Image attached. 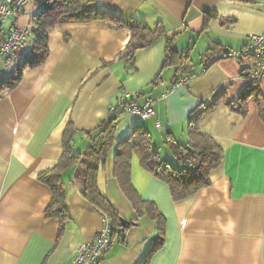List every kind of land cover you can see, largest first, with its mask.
<instances>
[{
  "label": "crops",
  "instance_id": "crops-1",
  "mask_svg": "<svg viewBox=\"0 0 264 264\" xmlns=\"http://www.w3.org/2000/svg\"><path fill=\"white\" fill-rule=\"evenodd\" d=\"M46 1L31 0L17 27L32 29ZM93 1L105 13L141 22L151 30L163 26L165 33L139 50L130 65L120 58L131 39L129 29L116 27L109 19L58 23L48 31L45 63L27 68L20 85L3 93L0 264H73L78 249L97 238L104 215L82 196L76 168L63 175L69 215L64 222L46 216L52 192L38 176L61 159L69 123L76 130L72 151L80 155L90 144L87 133L109 118L124 92L139 104L152 97L156 115L144 119L122 114L117 142L141 126L151 134L161 158L177 166L165 144L168 135L187 144L191 115L208 110L195 122L200 119L199 130L224 150L211 184L181 201L173 200L169 186L144 170L134 153L133 186L166 220L164 245L149 264H264V123L252 95L257 89L264 97V81L249 87L254 60L226 54L242 51L247 36L263 33L264 0ZM169 39L179 53L189 51L192 60L189 84L171 92L177 68L165 66ZM214 47L218 50L204 59ZM31 56L29 46L13 61L0 58V82L14 75L16 62ZM243 94L252 96L245 116L227 105ZM113 158L114 153L99 171L98 186L123 218L132 221L137 215L112 174ZM156 234L155 222L145 215L114 240L101 264H142Z\"/></svg>",
  "mask_w": 264,
  "mask_h": 264
},
{
  "label": "trees",
  "instance_id": "trees-1",
  "mask_svg": "<svg viewBox=\"0 0 264 264\" xmlns=\"http://www.w3.org/2000/svg\"><path fill=\"white\" fill-rule=\"evenodd\" d=\"M93 3V0L46 1L44 8L40 10L32 22L30 40L32 56L24 62H16L14 75L6 81L0 82V99L5 91L13 90L20 85L27 68L35 69L45 63L49 57L48 31L58 23H90L109 19L116 27L129 29L131 39L124 55L120 58L130 65H134L139 50L150 47L165 33L163 26L151 30L141 22L124 20L118 16L105 13L94 7ZM209 17L210 15L207 14L206 18ZM6 30L4 28L0 35L5 37ZM217 50V47L210 48L203 54V58L207 59L210 54ZM228 53L226 52L227 55ZM14 58L15 56L9 61H13ZM170 64L176 65V79L180 75H192L190 73L192 60L189 51L179 53L174 49L171 39L167 40L166 44L165 66ZM253 93L255 91L252 92V95L259 109L260 118L264 123V97L260 96L257 89L256 94ZM251 97L248 94H243L238 102H227V105L233 112L245 116L248 109L247 101ZM207 112L208 110L191 115L187 144L178 142L171 134L168 135L165 144L172 153L178 164L177 166L161 158L159 150L154 146L151 134L141 126L117 142L116 131L120 116L109 117L97 130L88 132L87 135L90 140L88 149L80 155H75L72 151V143L76 130L69 123L63 140L61 159L53 168L40 173L38 176L39 181L49 186L52 192V200L45 211L46 216L57 218L61 222L69 218L65 203L66 191L63 175L67 171L76 168L75 179L82 185V196L111 221L114 230L111 246L116 238H122L129 226H125L123 232H119L122 229L124 218L98 186L99 171L105 169L107 161L114 153L112 174L137 215L136 219L129 222L131 225H135L139 219L146 215L156 224L157 234L147 257L142 263L149 264L152 255L164 245L166 220L156 204L144 200L134 188L131 172L133 155L134 153L138 154L140 165L144 170L169 186L174 201L184 200L202 188L209 186L211 184V173L219 168L223 161L224 150L212 137L203 134L199 130L197 123L200 119L195 122L196 118L204 116ZM62 232L63 229L60 230L59 237H61Z\"/></svg>",
  "mask_w": 264,
  "mask_h": 264
},
{
  "label": "built area",
  "instance_id": "built-area-1",
  "mask_svg": "<svg viewBox=\"0 0 264 264\" xmlns=\"http://www.w3.org/2000/svg\"><path fill=\"white\" fill-rule=\"evenodd\" d=\"M30 1L0 0V32L4 31L9 19L13 21L12 25L7 27L5 37L0 42V57L7 61L12 60L19 50L30 46L31 28H19L16 25L17 20ZM228 56L237 59L250 57L254 60V65L248 75L249 87H257L264 81V31L258 35L247 36L245 48L242 51L229 52ZM190 79L191 76L189 74L180 75L171 87L170 92L188 85ZM136 96H140V94L137 93ZM166 96L167 93L162 97L165 98ZM132 97V95L124 92L121 97L122 101L118 103V106L112 107L109 111V117L131 113L139 115L144 119H150L156 115L154 108L156 101L152 97L145 98L144 102L140 104L134 101ZM157 126L160 127L161 124L157 122ZM113 232L110 219L104 217L103 227L98 233L97 238L78 249L73 264H101L107 250L111 247Z\"/></svg>",
  "mask_w": 264,
  "mask_h": 264
},
{
  "label": "water",
  "instance_id": "water-1",
  "mask_svg": "<svg viewBox=\"0 0 264 264\" xmlns=\"http://www.w3.org/2000/svg\"><path fill=\"white\" fill-rule=\"evenodd\" d=\"M129 225H131V223H130L129 221L123 219V220H122V229H120L119 232H120V233L123 232L125 226H129Z\"/></svg>",
  "mask_w": 264,
  "mask_h": 264
},
{
  "label": "bare ground",
  "instance_id": "bare-ground-1",
  "mask_svg": "<svg viewBox=\"0 0 264 264\" xmlns=\"http://www.w3.org/2000/svg\"><path fill=\"white\" fill-rule=\"evenodd\" d=\"M0 58H2V57H0ZM3 60H5L4 58H2ZM131 114V113H130Z\"/></svg>",
  "mask_w": 264,
  "mask_h": 264
},
{
  "label": "rangeland",
  "instance_id": "rangeland-1",
  "mask_svg": "<svg viewBox=\"0 0 264 264\" xmlns=\"http://www.w3.org/2000/svg\"><path fill=\"white\" fill-rule=\"evenodd\" d=\"M11 20L8 21V23H10Z\"/></svg>",
  "mask_w": 264,
  "mask_h": 264
}]
</instances>
